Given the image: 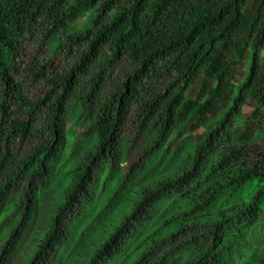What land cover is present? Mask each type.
Segmentation results:
<instances>
[{
    "label": "trees",
    "instance_id": "16d2710c",
    "mask_svg": "<svg viewBox=\"0 0 264 264\" xmlns=\"http://www.w3.org/2000/svg\"><path fill=\"white\" fill-rule=\"evenodd\" d=\"M263 52L264 0H0V264H264Z\"/></svg>",
    "mask_w": 264,
    "mask_h": 264
},
{
    "label": "rangeland",
    "instance_id": "374dc122",
    "mask_svg": "<svg viewBox=\"0 0 264 264\" xmlns=\"http://www.w3.org/2000/svg\"><path fill=\"white\" fill-rule=\"evenodd\" d=\"M78 26H83L88 22V16L87 14L82 15L78 20ZM48 32L44 29H37L34 31L30 37H28L22 48L21 52V60L27 63H30L34 58L40 61L41 64V73H46L48 76L52 72H59L63 73L64 70L67 68V66L71 63L73 60V56L70 54L69 50L66 49V46L62 45L61 43H57V39H54L53 41L50 40ZM58 37V36H57ZM56 37V38H57ZM264 55V52H263ZM110 62V59H104L98 62L95 66L96 69H104L105 62ZM126 65L120 66V65H110L109 69L106 70L108 74V82L113 83L115 82L123 73L128 71L130 69V64L125 60ZM46 68V70L44 69ZM24 72L19 75L20 80L27 84L26 86L29 87V91L33 95L40 96L42 95V89L43 85L41 82L33 84H30L29 78L30 72L29 68L27 66L23 67ZM107 84V87H109L110 84ZM30 84V85H29ZM248 106L246 105L244 108L245 115H249L252 108L256 106V104L252 101L247 102ZM77 131V128H76ZM203 130L196 133V137L200 138L202 135ZM254 148L256 149H263L264 148V113L261 118V120L258 122L257 125V132L254 137ZM138 153L135 155L136 158H138ZM136 158L133 157V160H136ZM166 168L165 165H162V167L159 169V171H162ZM10 211H4L0 217V224L6 226V222L9 221L8 218L10 217ZM264 231V230H263Z\"/></svg>",
    "mask_w": 264,
    "mask_h": 264
}]
</instances>
